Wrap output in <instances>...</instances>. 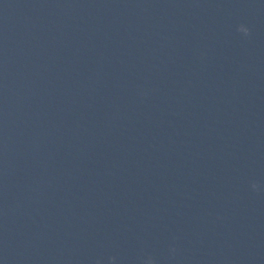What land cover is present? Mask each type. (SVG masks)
<instances>
[{
  "label": "clouds",
  "instance_id": "9594fccd",
  "mask_svg": "<svg viewBox=\"0 0 264 264\" xmlns=\"http://www.w3.org/2000/svg\"><path fill=\"white\" fill-rule=\"evenodd\" d=\"M238 31L242 32L245 36L249 34V29L244 25L239 26ZM255 186V185H253Z\"/></svg>",
  "mask_w": 264,
  "mask_h": 264
}]
</instances>
